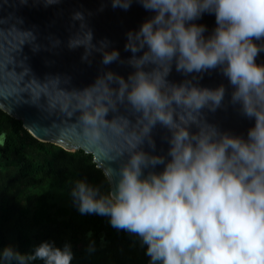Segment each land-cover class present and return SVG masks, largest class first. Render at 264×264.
Returning <instances> with one entry per match:
<instances>
[{
	"label": "clouds",
	"instance_id": "1",
	"mask_svg": "<svg viewBox=\"0 0 264 264\" xmlns=\"http://www.w3.org/2000/svg\"><path fill=\"white\" fill-rule=\"evenodd\" d=\"M138 2L153 15L127 33L125 50L133 53L128 63L134 68L127 80L110 70L83 89L61 88L59 77L47 79L62 89L67 103H54L43 92L31 94L36 102L43 95L50 111L67 118L54 125L56 139L83 149L97 167L101 160L120 161L118 169L104 170L109 190L76 180L73 203L81 214L108 217L113 228L137 236L151 264H264V64L256 62L264 52V0ZM131 3L112 0L113 7L124 10ZM204 13L214 14L216 21L207 37L205 26L193 22ZM73 19L81 21V31L69 39L70 49L83 47V59L100 51L104 65L120 59L107 41L93 45L82 13ZM173 63L185 74L222 71L232 87L231 102L254 119L246 139L202 119L203 109L221 106L225 87L170 83ZM149 65L154 67L146 71ZM118 104L130 108L134 122L108 118ZM157 124L171 133L170 159L142 149L145 141L155 148L151 132ZM7 138L0 132V146ZM158 165L161 171L152 170ZM88 251H94V243ZM37 261L72 264L71 245L42 241L31 252L11 245L0 249V264Z\"/></svg>",
	"mask_w": 264,
	"mask_h": 264
},
{
	"label": "water",
	"instance_id": "2",
	"mask_svg": "<svg viewBox=\"0 0 264 264\" xmlns=\"http://www.w3.org/2000/svg\"><path fill=\"white\" fill-rule=\"evenodd\" d=\"M76 12L83 14V23L93 34V45L99 48L100 42L107 41L108 50L119 52L118 61L104 65L100 51L93 50L87 59H83V47H68L69 39L81 31V21L73 19ZM152 15L138 0H132L127 10L113 7L112 0H58L52 4L46 3V0H0V109L20 120L23 128L36 140L55 144L66 151H83L56 139L54 125H61L67 118L63 113L50 111L46 97L41 95L36 102L31 94L43 92L54 103H67L68 98L62 89L47 79L59 77V86L64 89H83L91 85L98 75L109 70L127 80L134 71L128 63L133 53L125 50L127 33L138 30L142 22ZM193 22L205 26V37L216 26L214 14L209 13H204ZM256 62L264 64V52L256 57ZM152 67L149 65L145 70L150 71ZM167 80L174 84L191 80L196 86L209 89L223 85L225 96L221 106L215 111L203 109L202 119L222 133L247 138L254 119L245 117L240 106L231 102L232 87L219 68L185 74L178 72L173 63ZM114 115L135 120V115L126 104H118L117 111L109 112L108 118ZM190 131H197L196 126H191ZM170 135L167 128L157 124L151 132L155 148L145 141L142 149L170 159L167 156ZM98 163V168L104 173L109 167L118 169L120 161L101 160ZM162 168L163 165H158L152 170L159 172ZM148 171L144 170L145 175ZM147 264H151L150 258Z\"/></svg>",
	"mask_w": 264,
	"mask_h": 264
},
{
	"label": "trees",
	"instance_id": "3",
	"mask_svg": "<svg viewBox=\"0 0 264 264\" xmlns=\"http://www.w3.org/2000/svg\"><path fill=\"white\" fill-rule=\"evenodd\" d=\"M0 132L8 133L0 146V249L11 245L31 252L42 241L69 243L72 264H147L137 236L113 228L108 217L81 214L74 205L70 191L76 180L110 189L90 156L36 140L1 109Z\"/></svg>",
	"mask_w": 264,
	"mask_h": 264
}]
</instances>
